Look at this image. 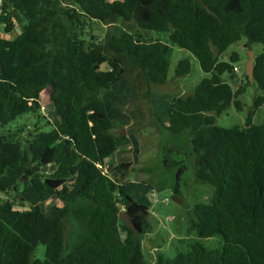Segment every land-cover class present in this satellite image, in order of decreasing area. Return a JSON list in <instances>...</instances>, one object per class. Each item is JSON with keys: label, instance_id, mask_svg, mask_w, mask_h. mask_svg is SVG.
<instances>
[{"label": "trees", "instance_id": "16d2710c", "mask_svg": "<svg viewBox=\"0 0 264 264\" xmlns=\"http://www.w3.org/2000/svg\"><path fill=\"white\" fill-rule=\"evenodd\" d=\"M22 19L17 37L0 36V192L15 191L30 207L0 203V264H147L143 237L150 209L128 193L131 162L114 167L116 178L105 170L120 125L110 119L101 94L126 74L149 86L166 84L170 46L144 38L130 23L169 32L211 75L192 93L172 97L164 126L172 135L187 133L196 178L214 186V197L189 213L196 236L191 249L175 257L159 254L157 264H264V123L252 124L251 111L244 127L217 124L231 105L243 110L240 97L252 83L245 74L247 84L235 89L224 78L227 73L236 79L239 56H221L243 39L246 47L263 45L254 57L252 84L260 91L254 107H264V0H2L5 33ZM88 20L121 21L128 28L88 39ZM105 63L108 70L101 68ZM190 72V60L181 59L176 77ZM43 91L53 120L39 113ZM30 114L33 129L25 124L2 130ZM173 188L179 195L180 183ZM51 198L62 205L44 211L42 203ZM123 209L140 233L122 222ZM69 217L79 224L70 243ZM216 235L224 240L220 248L200 242ZM39 244L46 247L44 259L34 258Z\"/></svg>", "mask_w": 264, "mask_h": 264}, {"label": "rangeland", "instance_id": "374dc122", "mask_svg": "<svg viewBox=\"0 0 264 264\" xmlns=\"http://www.w3.org/2000/svg\"><path fill=\"white\" fill-rule=\"evenodd\" d=\"M24 22L23 19L17 21L14 31L10 34L5 33L4 26L0 23V36L14 39L22 31ZM87 22L84 34L88 39L93 34L104 39L107 31L122 35L128 28L121 21L113 24H103L98 20H88ZM129 25V29L139 32L144 38L161 40L170 46V70L166 84H151L149 86L145 81L138 82L134 74H126L109 91L101 94L107 104L110 119L117 124L119 121L116 118L120 117L117 116V113L122 114L123 112L125 115L121 116L130 117L143 113L146 117L144 122H136L127 129L120 126L117 130L115 129L118 151L109 160L134 162L127 177L129 181L128 193L136 202L144 204L150 209L149 222L151 226L149 232L143 237V251L147 264H157L159 254L175 257L179 251L188 252L191 249V243L196 239V236L190 232L189 213L196 204L210 203L214 197V186L200 182L196 178L195 158L191 155L187 133L172 135L164 126L169 121L172 97L186 96L192 93L203 78L211 75L202 70L195 55L182 49L171 40L169 32L143 31L135 27L134 23ZM245 42L246 40L243 39L233 44L221 56L222 60H229L232 53H238L239 60L234 63L239 69V72L235 71L236 79H232L227 73L224 75L227 82L232 84L235 89L241 84H247L244 76L249 51H253L255 55L263 51L262 44L254 43L250 47H246ZM184 58L190 60L191 72L186 76L176 77L178 63ZM101 68L108 70L109 65L105 63ZM258 94L260 91L255 85L252 83L248 85L246 92L240 97L243 110L238 111L235 105H231L217 118V124L223 128L244 127L251 111H254L251 117L252 124L264 123V107H254V100ZM41 104L42 109L39 113L53 120L54 115L49 109L50 102L47 91L41 93ZM158 118H161L164 123L160 124ZM43 123L42 120L41 124ZM25 124L33 129L36 124L35 116L30 114L19 117L2 130L15 129ZM41 127L49 129V126ZM175 161H179L180 164H176ZM182 169L183 173L178 179ZM110 172L112 171L110 170ZM177 182L180 183L179 196L183 200L182 203L172 200V195L175 194L173 187ZM7 201L12 202L16 208L27 209L30 207L29 203L19 200L15 191H11L9 194L0 192V203ZM53 204L62 205V202L51 198L42 203L43 210L46 211ZM78 229L79 224L72 217L67 218L66 238L68 243L73 240ZM121 236L125 238V233L121 232ZM200 242L211 250L224 245L223 237L220 235L200 239ZM45 250V245L39 244L34 252V258L44 259Z\"/></svg>", "mask_w": 264, "mask_h": 264}, {"label": "water", "instance_id": "95a60500", "mask_svg": "<svg viewBox=\"0 0 264 264\" xmlns=\"http://www.w3.org/2000/svg\"><path fill=\"white\" fill-rule=\"evenodd\" d=\"M254 57L255 54L253 51H249V59L246 63V75L248 76L249 80L254 83ZM35 170H39L40 168L38 166L34 167ZM52 169H54V166H52ZM43 171L47 170V167H43L42 168ZM172 200L182 203L183 200L181 199V197L177 194H173L172 195ZM120 218L122 219V221H124L126 223V225L130 228H132L133 230H135L137 233H140L137 230V227L135 225V223L132 221L131 216L125 211L122 210L119 214ZM151 216V215H149ZM146 244H148L147 242H145ZM149 245V244H148Z\"/></svg>", "mask_w": 264, "mask_h": 264}, {"label": "crops", "instance_id": "0c3cea01", "mask_svg": "<svg viewBox=\"0 0 264 264\" xmlns=\"http://www.w3.org/2000/svg\"><path fill=\"white\" fill-rule=\"evenodd\" d=\"M122 114H124L123 112H122ZM122 114H120V113H117V116H120V117H118V118H116L118 121H119V123L118 124H120V127L121 128H128L130 125H132V124H134V123H136V122H144L145 121V119H146V117H145V115L143 114V113H140V114H137V115H134V116H132V117H130V116H121ZM125 115V114H124ZM116 116V117H117ZM137 125V124H136ZM120 128V129H121ZM140 132V131H139ZM133 135H136V134H134L133 133ZM155 145V144H154ZM139 149V148H138ZM159 150V149H158ZM118 151V142H117V150H116V152ZM115 152V153H116ZM114 153V154H115ZM114 154H112L109 158H107L106 159V161H105V165H104V167H105V170H106V172H108L110 175H111V177L112 178H116V177H118V174L116 173V172H114L113 171V169H114V167L116 166V165H118L119 163H121V161L120 160H113V161H111V160H109L111 157H113V155ZM118 161V162H117ZM127 162V161H126ZM133 165H134V162H131ZM132 168H133V166H132ZM108 169H109V171H108ZM110 170L112 171V172H110Z\"/></svg>", "mask_w": 264, "mask_h": 264}, {"label": "built area", "instance_id": "2783aa9c", "mask_svg": "<svg viewBox=\"0 0 264 264\" xmlns=\"http://www.w3.org/2000/svg\"><path fill=\"white\" fill-rule=\"evenodd\" d=\"M1 2H2V0H0V3H1ZM234 70H235L236 72H239V69H238L237 66L234 67ZM43 108H45V107H43ZM123 210H125V209H123Z\"/></svg>", "mask_w": 264, "mask_h": 264}]
</instances>
